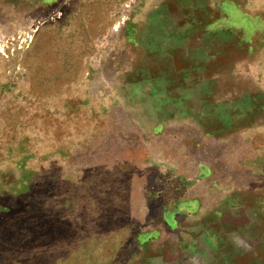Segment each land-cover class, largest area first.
I'll return each mask as SVG.
<instances>
[{"label":"rangeland","instance_id":"rangeland-1","mask_svg":"<svg viewBox=\"0 0 264 264\" xmlns=\"http://www.w3.org/2000/svg\"><path fill=\"white\" fill-rule=\"evenodd\" d=\"M207 179L264 264V0H0V264H156Z\"/></svg>","mask_w":264,"mask_h":264},{"label":"crops","instance_id":"crops-1","mask_svg":"<svg viewBox=\"0 0 264 264\" xmlns=\"http://www.w3.org/2000/svg\"><path fill=\"white\" fill-rule=\"evenodd\" d=\"M205 168L209 169L208 164ZM204 182L209 189L185 194L177 208L163 211L164 217L177 219L172 230L180 229L184 218H189L191 225L188 230L180 231L189 235L186 241L178 238L177 241L164 242L166 237L162 232L157 236V248L171 247L172 256L171 259L166 258L163 249L152 259L156 264H228L225 255L222 256V250H226L229 239L237 238L242 232L241 226H228L231 217L242 216L238 214L242 205L241 195L222 194L219 191V187L223 186L221 181L207 179Z\"/></svg>","mask_w":264,"mask_h":264}]
</instances>
